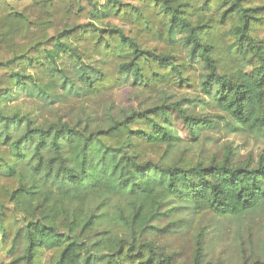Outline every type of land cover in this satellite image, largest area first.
Instances as JSON below:
<instances>
[{
    "label": "trees",
    "instance_id": "16d2710c",
    "mask_svg": "<svg viewBox=\"0 0 264 264\" xmlns=\"http://www.w3.org/2000/svg\"><path fill=\"white\" fill-rule=\"evenodd\" d=\"M125 84L149 103L117 107ZM16 89L39 105L11 104ZM176 91L264 140V0H0V251L25 245L0 264H210L204 227L187 263L159 222L264 209V150L206 157L217 122ZM65 99L80 112L46 115Z\"/></svg>",
    "mask_w": 264,
    "mask_h": 264
},
{
    "label": "rangeland",
    "instance_id": "374dc122",
    "mask_svg": "<svg viewBox=\"0 0 264 264\" xmlns=\"http://www.w3.org/2000/svg\"><path fill=\"white\" fill-rule=\"evenodd\" d=\"M179 36V40H180ZM176 100L186 99L184 108L194 115H207L217 122L214 127L203 129L201 138L204 141V155L211 157L217 155L221 158L231 148L236 159L245 160L249 156L257 159L264 150V140L245 130L237 131L215 114H220L212 98L198 92L176 91ZM200 99H197V98ZM27 91L16 89L12 94L11 104H19L23 109H31L38 102L33 101ZM117 107H138L149 103L147 97L141 96L139 91L133 90L130 84L116 89L111 97ZM88 106L92 108V104ZM54 108V109H53ZM47 112L54 116L56 113L76 115L80 112V102L65 99ZM33 109V108H32ZM174 128L186 140H192L189 131L182 119L174 114ZM150 156H158V149H152ZM178 220L170 223V220ZM14 224V221H12ZM159 225L163 228L154 234L156 241L168 253H174L176 259L190 263L193 261L195 251V234L197 230L205 228L206 261L210 264H251L262 252L264 244V209L242 218L218 217L210 212L196 214L190 209L178 210L175 216L164 217ZM16 226V224H14ZM18 226V225H17ZM11 228V227H10ZM15 230V229H14ZM9 239L5 250L0 251V261L8 262L14 254L23 251L24 243H18L16 249L9 251L12 246Z\"/></svg>",
    "mask_w": 264,
    "mask_h": 264
}]
</instances>
